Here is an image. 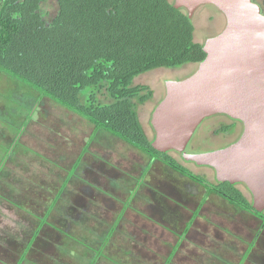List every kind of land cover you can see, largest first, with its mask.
Wrapping results in <instances>:
<instances>
[{
	"label": "rangeland",
	"instance_id": "rangeland-1",
	"mask_svg": "<svg viewBox=\"0 0 264 264\" xmlns=\"http://www.w3.org/2000/svg\"><path fill=\"white\" fill-rule=\"evenodd\" d=\"M253 1L264 14V0ZM194 22L198 44H206L227 26L224 15L211 7L200 9ZM198 69H160L136 79V86L155 93L139 108L151 140L156 136L153 117L167 97V85L190 78ZM233 121L223 115L207 119L190 144L195 148L187 153L236 144L243 124L218 134ZM173 156L196 176L217 182L213 169ZM151 163V157L1 73L0 264L20 263L32 233L40 228L39 218L59 194L62 203L56 209L61 213L43 227L36 250L24 264H92L93 257L102 256L120 218L98 264H169L173 254L170 264H264L262 220L210 197L207 189L164 164ZM240 190L253 201L246 188Z\"/></svg>",
	"mask_w": 264,
	"mask_h": 264
},
{
	"label": "trees",
	"instance_id": "trees-1",
	"mask_svg": "<svg viewBox=\"0 0 264 264\" xmlns=\"http://www.w3.org/2000/svg\"><path fill=\"white\" fill-rule=\"evenodd\" d=\"M195 34L188 12L176 9L170 0H0V74L20 80L96 130H105L151 157L152 166L160 162L207 189L210 197L256 216L264 228V213L254 209L242 186L210 183L185 168L173 153L158 152L141 122L139 108L155 93L136 86V79L160 69L204 63L205 44L196 43ZM235 124L222 126L218 134L234 132ZM60 203L59 194L44 218L36 216L40 228L32 233L19 264L28 262L43 227L52 216H59ZM117 229L111 228L104 248ZM104 248L92 264L104 257Z\"/></svg>",
	"mask_w": 264,
	"mask_h": 264
},
{
	"label": "water",
	"instance_id": "water-1",
	"mask_svg": "<svg viewBox=\"0 0 264 264\" xmlns=\"http://www.w3.org/2000/svg\"><path fill=\"white\" fill-rule=\"evenodd\" d=\"M211 7L227 20L223 33L204 46L207 60L190 78L167 85L152 126L153 147L180 154L185 162L213 169L219 183L246 188L264 213V14L253 0H176L194 21ZM228 116L244 126L241 139L221 151L187 153L201 125Z\"/></svg>",
	"mask_w": 264,
	"mask_h": 264
},
{
	"label": "flooded vegetation",
	"instance_id": "flooded-vegetation-1",
	"mask_svg": "<svg viewBox=\"0 0 264 264\" xmlns=\"http://www.w3.org/2000/svg\"><path fill=\"white\" fill-rule=\"evenodd\" d=\"M235 122H236V121H233V123H234V124H235ZM238 124H241V123H237V124H235V125H236V128H235V130L237 129V127H238ZM241 125H242V124H241ZM242 126H243V125H242ZM243 131H244V126H243ZM242 133H243V132H242ZM198 134H199V131H198V132L196 133V135H195V136H196V138H197V137H199V135H198ZM191 147H192V150L195 148V147H193L192 145H190V147L188 148V151H187V152H189V151H190L189 149H190ZM197 149H200V148H197ZM197 149H196V150H197ZM196 150H194L193 152H195ZM189 153H190V152H189Z\"/></svg>",
	"mask_w": 264,
	"mask_h": 264
}]
</instances>
